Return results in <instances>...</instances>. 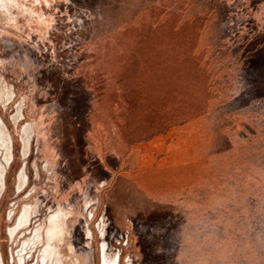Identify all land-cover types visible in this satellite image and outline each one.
I'll use <instances>...</instances> for the list:
<instances>
[{
  "label": "rangeland",
  "instance_id": "1",
  "mask_svg": "<svg viewBox=\"0 0 264 264\" xmlns=\"http://www.w3.org/2000/svg\"><path fill=\"white\" fill-rule=\"evenodd\" d=\"M0 83V264H264V0H0Z\"/></svg>",
  "mask_w": 264,
  "mask_h": 264
},
{
  "label": "bare ground",
  "instance_id": "2",
  "mask_svg": "<svg viewBox=\"0 0 264 264\" xmlns=\"http://www.w3.org/2000/svg\"><path fill=\"white\" fill-rule=\"evenodd\" d=\"M0 87H1V85H0ZM20 116H21V113H20V111H18L17 114L13 117V123L14 124H16L18 122ZM30 136H31V131L29 130V128H25L22 131V137H21L22 143H23L22 155H23L24 158H25V156H26V154L28 152V149H29ZM0 140L2 141V143L4 145V148H5V151H6L5 165L0 168V184L3 187L6 167H8L10 165L11 161H12V152H11L12 141L10 139L8 131L6 130V127L4 126L3 122L1 121V118H0ZM18 180H19V183H20V186H21L24 183V180H25V175H24L23 170L20 171V173L18 175ZM28 213H29V210H28L27 207H25L23 209V212H22V214L20 216V219H19L20 220V225L21 224L24 225L27 222V220H29L28 219L29 218V214ZM11 215H12V213H11ZM13 231L14 230H10V234H13Z\"/></svg>",
  "mask_w": 264,
  "mask_h": 264
},
{
  "label": "flooded vegetation",
  "instance_id": "3",
  "mask_svg": "<svg viewBox=\"0 0 264 264\" xmlns=\"http://www.w3.org/2000/svg\"><path fill=\"white\" fill-rule=\"evenodd\" d=\"M59 216H61V217H64V216H62V214H61V212H58L55 216H53V218H52V220L54 221V220H58L59 219ZM58 227V226H57ZM103 252H105V249L103 250ZM103 255H104V259H103V261H104V263L105 264H116L115 262H108L107 260H106V258H105V253H103ZM117 264H118V261H117Z\"/></svg>",
  "mask_w": 264,
  "mask_h": 264
}]
</instances>
